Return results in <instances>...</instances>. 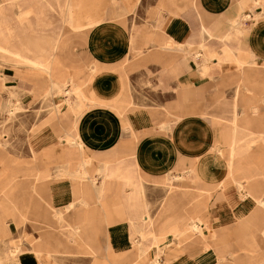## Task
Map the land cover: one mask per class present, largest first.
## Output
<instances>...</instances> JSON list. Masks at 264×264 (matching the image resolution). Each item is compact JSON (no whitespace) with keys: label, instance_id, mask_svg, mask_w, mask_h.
Segmentation results:
<instances>
[{"label":"crops","instance_id":"1","mask_svg":"<svg viewBox=\"0 0 264 264\" xmlns=\"http://www.w3.org/2000/svg\"><path fill=\"white\" fill-rule=\"evenodd\" d=\"M87 1L90 19L83 24L74 22V0L62 4L71 27L86 29L91 61L83 86L77 67L70 73L61 56L51 54L56 50L32 54L38 51L0 42V119L13 76L3 69L9 67L4 49L40 63L19 66L18 75L22 68L44 72L48 106L57 114L67 110L55 120L41 115L25 153L20 148L16 158H1L19 182L22 173H33L18 184V213L33 214L40 231L50 223L49 233L39 236L41 249L65 244L52 228L59 213L80 231L98 264L140 261L138 236L156 248V256L138 264H264V0H99L97 10ZM32 6L20 16L39 17L52 3ZM92 22L100 24L89 27ZM199 45L209 46V61L201 62ZM143 85L140 95L132 91ZM232 106L243 134L255 135L240 148L237 119L233 129L218 120L230 117ZM165 183L173 190L163 193ZM161 194L160 226L151 231L144 227L150 216L139 208ZM188 219L196 229L179 243Z\"/></svg>","mask_w":264,"mask_h":264},{"label":"rangeland","instance_id":"2","mask_svg":"<svg viewBox=\"0 0 264 264\" xmlns=\"http://www.w3.org/2000/svg\"><path fill=\"white\" fill-rule=\"evenodd\" d=\"M74 1L76 3L73 12L74 22H80L81 24L87 23L89 21L88 19H90V16L88 15L90 10L89 6L87 4H85V6L82 5L83 0ZM98 1L99 0H93L94 6L91 9L97 10ZM50 2L52 3V8H45L39 17L32 13L24 19L20 14L23 13L24 9L28 10L33 8L32 4L35 3V0H0V42L8 45L10 44V46H15V48L18 49L28 47L32 50L38 51L32 54H40V50L42 51V54H49L44 50H56V53L54 51V53L51 54L60 55L62 63L67 65V70L70 73H73L74 66L77 67L76 80H80L83 86L85 85L88 71L86 65L91 61L83 46V35L85 32L84 30L86 29L82 30L83 26H81L79 30L73 29L70 22L68 20L66 21L67 16L62 12L64 8L62 5L64 0H36V3L48 4ZM86 2L88 3L87 0ZM254 2L255 1L253 0L252 3ZM23 3H25V7ZM242 18H245V16L242 15ZM20 21L27 24L24 26L25 28H19ZM37 23L39 25H37ZM99 24L100 22H92L88 26L93 27L98 26ZM54 38L60 40L58 44H53ZM199 47L202 51L201 62L209 61V46L208 48H205L199 45ZM4 51V53H9V50ZM19 52L22 54L21 51ZM198 54L199 51H195L193 56ZM1 55L3 54L0 53V66H2L3 63ZM7 55H9V59H6L7 61H5L4 64H9V67L4 66L3 69H8L13 76L12 81L9 82V86L5 89L8 90L7 93L9 99L5 103L6 111H4L0 119L7 120L6 123L3 124L4 126L0 124V141L6 139V145L0 148V264H21L23 259L33 260L35 257L45 260V264H98V255L93 248L86 245L82 246L80 231L71 230L69 225L61 218V214L57 213V216L56 214H53L54 217H58V223L57 225L54 223L52 228L55 230L54 232L58 233L61 237V242H64L65 244L58 248L54 247L53 251L49 252L50 249L48 246L44 247V251L41 249L42 246L39 244V236L41 232L46 231L49 233L51 229L50 223L43 222L42 227L44 229L40 231L39 219H35L33 214L18 213V210H20L18 184L24 179V182L32 180L33 173L26 172L25 176H23L24 173H22L23 175L20 174L23 178H21V181L19 182V177L17 176L19 174L17 173V170L10 171V168L13 167L5 164L3 165L1 158H16L20 148L29 146V137L35 132L37 128L36 123H38L39 126L41 115L47 114L52 120H55L57 115H59V118H62L61 115H66L67 110L65 108L61 109L57 114L52 106H48V102H46L48 99L46 93L48 89V79L44 72L22 68L19 70V72L22 73V76L18 75L19 66L26 65V67H31V65L25 61H19L18 57L11 55L10 53ZM35 66H40V64H35L34 67ZM142 88L145 89V85L140 86L138 90L133 88L132 91L140 95ZM65 92L62 91L61 94H64ZM67 94H72V91H67ZM65 97L66 96H63V99H65ZM22 98H26L30 101L25 104L22 101ZM141 99L142 100L139 102L130 101V104L135 105L142 103L145 100L144 97ZM36 100L38 101L37 104H35ZM235 103L240 107V101H234L233 104ZM229 109H231L230 106ZM8 110H11L13 114ZM228 114L231 116L219 117V123L228 125L233 129V125H235L233 123V118L235 117L237 119L236 123L238 127H236L235 133L237 138L236 144L237 147L240 148L243 143V138L245 143H248V137L255 135L243 134V129L241 127L242 118L240 116H235L236 110H234L233 106L232 112H228ZM2 135L4 138H2ZM68 141L71 143L74 142L71 139ZM20 151L25 153L24 148ZM232 156L235 160H238L241 157V153L235 152ZM236 167L237 166H234L235 173H237V171H235ZM28 174L29 176H27ZM161 190L163 193H167L168 191L173 190V186L170 183H165L161 186ZM203 192L207 193L208 191ZM162 198L163 195L161 194L153 205L147 204V208L144 210V205L139 208L141 211L147 212L148 216H150V219L144 223V227H147V229L151 231L153 228H156V226H160L159 221L163 209ZM141 214L139 215V218ZM194 225V220L188 219L185 228L177 235V242L181 243L184 239L190 237L196 229ZM35 233H37L36 239L34 236ZM150 240L152 239L144 237L142 240L141 238L140 241L142 246L138 249V236L135 246L137 247L138 259H140V261L135 260L128 262L123 260L121 264L142 263L146 260V256L149 257V254L151 253H154L156 256L155 245L150 244ZM146 246L150 247L148 252ZM110 257L111 259L114 258L113 256ZM116 264H119V262H116Z\"/></svg>","mask_w":264,"mask_h":264},{"label":"bare ground","instance_id":"3","mask_svg":"<svg viewBox=\"0 0 264 264\" xmlns=\"http://www.w3.org/2000/svg\"><path fill=\"white\" fill-rule=\"evenodd\" d=\"M203 39V38H202ZM60 41V40H59ZM204 42V41H203ZM1 50H2V48H0ZM4 50H6V49H4ZM3 50V51H4ZM11 55H14V56H16V57H19V58H22L25 62H27L29 65H31L32 67H34V65L35 64H40V63H37V62H35L33 59H31V58H29V57H27V56H24V55H22L18 50H16V49H12V50H9L8 51ZM235 58V57H234ZM222 61H223V59H221ZM237 61V60H236ZM242 62V61H241ZM225 63V62H224ZM47 73H49L48 72V68H47ZM10 111V113L11 114H13V112L11 111V110H9ZM154 243V241H152V244ZM142 246V245H141ZM137 247H138V249H140L139 247H140V245L138 244L137 245ZM157 247V246H156ZM158 248V247H157ZM149 251V250H148ZM11 253V252H10Z\"/></svg>","mask_w":264,"mask_h":264},{"label":"built area","instance_id":"4","mask_svg":"<svg viewBox=\"0 0 264 264\" xmlns=\"http://www.w3.org/2000/svg\"><path fill=\"white\" fill-rule=\"evenodd\" d=\"M248 19H251V17H250V15H248V17H247Z\"/></svg>","mask_w":264,"mask_h":264}]
</instances>
